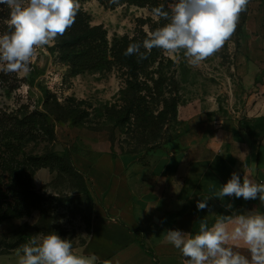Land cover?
I'll use <instances>...</instances> for the list:
<instances>
[{
    "label": "rangeland",
    "instance_id": "obj_1",
    "mask_svg": "<svg viewBox=\"0 0 264 264\" xmlns=\"http://www.w3.org/2000/svg\"><path fill=\"white\" fill-rule=\"evenodd\" d=\"M174 2L159 0V7L170 12ZM78 3L89 25H101L106 31L110 47L116 38H144L167 23L154 18V7L124 4L106 8L98 0ZM9 18L8 7L0 5V34L6 32L2 26L8 25ZM158 52L165 58L164 75H150L146 83L153 88L148 100L155 115L164 109L159 101L166 98L171 102L169 107L174 112L163 119L123 121L118 113L128 91L124 72L106 65L72 74L70 66L60 58L57 38L37 50L28 73L0 71L7 81L4 84L0 80V112L23 107L43 110L45 93L50 95V101L56 99L62 105L56 115H50L54 138L38 139L25 146L27 153L34 154L46 150L62 154L68 150L72 155L107 146L114 154L140 158L168 155L187 150L208 129L213 134L223 123L236 119H247L256 139L263 136L264 118L251 119L245 106L249 95L264 90V0H249L232 37L197 66L188 63L183 51L175 58L161 49ZM72 165L76 168L73 162ZM32 187L43 197V206L22 218L0 222V239L13 242L23 236L28 242L54 231L70 239L77 254L90 233L94 204L90 184L69 172L42 168L33 176ZM18 253L22 254L21 248L1 249L0 260Z\"/></svg>",
    "mask_w": 264,
    "mask_h": 264
},
{
    "label": "crops",
    "instance_id": "obj_2",
    "mask_svg": "<svg viewBox=\"0 0 264 264\" xmlns=\"http://www.w3.org/2000/svg\"><path fill=\"white\" fill-rule=\"evenodd\" d=\"M245 113L264 118V90L248 96ZM247 119L230 120L185 151L140 158L105 148L74 152L94 197L89 236L77 255L95 264H186L165 239L168 230L195 234L205 220L211 227L222 216L264 214L259 198L224 197L214 192L237 173L264 183V133L256 139ZM205 200L207 207L198 209ZM231 205V207H229ZM234 251L249 255L241 242ZM21 253L0 260L18 264Z\"/></svg>",
    "mask_w": 264,
    "mask_h": 264
},
{
    "label": "clouds",
    "instance_id": "obj_3",
    "mask_svg": "<svg viewBox=\"0 0 264 264\" xmlns=\"http://www.w3.org/2000/svg\"><path fill=\"white\" fill-rule=\"evenodd\" d=\"M249 0H175L171 11L156 7L152 14L167 23L148 34L143 41L146 53L161 49L171 57L183 51L188 63L197 66L219 51L234 34L240 14ZM10 10V31L0 34V71H30L38 49L63 35L74 23L80 8L78 0H0ZM140 44H130L125 55L138 54ZM224 197L257 199L264 203V183H256L237 173L214 192ZM207 207L205 200L198 209ZM231 207V205H229ZM165 239L178 249L186 264H264V214L249 212L222 216L209 227L205 220L195 233L168 230ZM230 242H241L249 255L234 251ZM18 264H95V258L73 252L70 239L52 231L31 238L21 246Z\"/></svg>",
    "mask_w": 264,
    "mask_h": 264
},
{
    "label": "trees",
    "instance_id": "obj_4",
    "mask_svg": "<svg viewBox=\"0 0 264 264\" xmlns=\"http://www.w3.org/2000/svg\"><path fill=\"white\" fill-rule=\"evenodd\" d=\"M79 1V0H78ZM106 8H116L120 5H135L138 7H159V0H98ZM2 29L9 32V26L4 24ZM144 38L123 36L116 38L109 46L107 33L100 26H90L88 18L80 9L75 17V23L61 36L57 37L60 58L70 66L72 74L76 75L90 69H99L112 66L118 67L127 76L128 91L125 95V105L119 111L123 121L137 122L163 119L174 112L169 106V99H162L159 105L163 106L155 115L151 108L152 87L148 82L150 75L163 76L165 58L158 48L146 53L143 48ZM140 44V52L146 53L141 59L138 54L125 55L130 44ZM109 57L112 59L109 60ZM169 62V60H168ZM155 64H157L155 66ZM154 67L153 70L150 68ZM153 80V77L150 78ZM2 83L6 78L1 76ZM5 84V83H4ZM125 91V90H124ZM143 91L146 94L143 95ZM43 110L24 109L12 112H0V222L7 219L22 218L35 208L43 206V197L32 187V178L42 168H49L59 172H69L79 176L86 182V177L72 165V155L65 150L58 154L46 150L42 154L27 153L25 146L38 139L51 141L54 138V128L50 122V115H56L62 105L55 99L50 101V95L45 93ZM160 109V107H159ZM56 119H61L57 116ZM85 179V180H84ZM25 237L19 236L16 241L9 242L0 239V250H13L26 244Z\"/></svg>",
    "mask_w": 264,
    "mask_h": 264
}]
</instances>
